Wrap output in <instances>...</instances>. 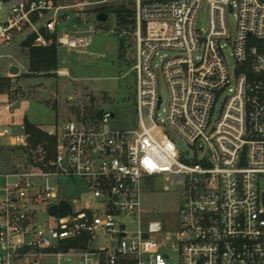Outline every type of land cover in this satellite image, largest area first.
Here are the masks:
<instances>
[{"label": "built area", "instance_id": "1", "mask_svg": "<svg viewBox=\"0 0 264 264\" xmlns=\"http://www.w3.org/2000/svg\"><path fill=\"white\" fill-rule=\"evenodd\" d=\"M130 1L123 36L135 48L140 127L114 129L113 114L81 111L40 128L46 139L34 144L25 125L17 135L0 126V150L19 154L0 170V264H171L172 256L175 264H264V0ZM77 9L64 29L70 12L58 0H0V46L33 38L34 48H47L56 36L58 48L85 50L99 14L90 23L91 13ZM204 9L206 29L198 24ZM64 180L73 196L61 190ZM172 181L182 188L175 255L156 240L166 225L146 210L147 194L168 192L163 183ZM62 202L72 209L66 217ZM40 210L55 224L40 221Z\"/></svg>", "mask_w": 264, "mask_h": 264}, {"label": "rangeland", "instance_id": "2", "mask_svg": "<svg viewBox=\"0 0 264 264\" xmlns=\"http://www.w3.org/2000/svg\"><path fill=\"white\" fill-rule=\"evenodd\" d=\"M58 5L67 7L66 11L70 12V18L65 23L64 29H68L74 21L76 22L77 16L75 17L73 13L78 11L80 5L91 13L90 23L95 22L93 14L99 9H120L125 6L126 11L133 12L135 7L134 2L130 0H58ZM129 17L128 13L122 12L110 15L106 23L99 22L93 43L85 50L73 52L59 48L60 69L69 72L68 78L58 77L57 74L50 77H29L28 50L22 46L23 38H17L12 45L0 48V76L7 71L11 62L20 66L21 74V76L9 75L10 88L4 95H0V105L12 104L11 112H5L0 107V126L8 127L14 135L19 133L20 126L25 122L48 130L57 123L74 120L77 112L83 111L89 114V111H92L115 115L116 119L111 123L114 129L138 130L140 125L134 99L135 82L133 74H130L135 48L129 38L123 36L126 28H122V22ZM63 19L65 21L66 18ZM198 24L200 28H207L206 9L202 11ZM228 24L234 31L236 28L234 15L229 16ZM122 39L123 49L120 46ZM226 60L232 68L234 59L230 52L226 53ZM160 95L163 98V108H166L168 94L163 83L160 84ZM223 98L215 107L213 122L219 119ZM171 139L180 153L189 150L187 143L177 134L171 133ZM6 150L1 154L0 163L3 160H11L10 163H13L19 158L18 153H10ZM50 185L58 187L59 184L57 180H51ZM61 186V190L67 195H74L73 184L64 180ZM163 187H167L169 191L164 192L160 189L156 193L147 194L146 210L154 221H161L166 225L167 230L157 235L156 240L164 243L168 251L175 255L181 240V234L177 231V217L182 188L176 186L173 181L164 182ZM44 215L45 212L40 210V221L55 224L54 219ZM95 244L97 248L103 246L102 242ZM175 259L172 256L170 263L175 264Z\"/></svg>", "mask_w": 264, "mask_h": 264}, {"label": "trees", "instance_id": "3", "mask_svg": "<svg viewBox=\"0 0 264 264\" xmlns=\"http://www.w3.org/2000/svg\"><path fill=\"white\" fill-rule=\"evenodd\" d=\"M122 12L128 13L130 16L128 19L122 22V28L129 30L132 25L133 12L126 11L125 6L120 7V9L112 8H103L97 11V14H106L108 17L113 14H121ZM122 29L120 28L119 31ZM51 42L50 46L47 48H34L33 38L28 39L22 46L28 50V59H29V77H50L60 69L59 61V48L56 43V36L49 37ZM11 79L9 78H0V94L6 93L8 88H10ZM89 115H101L102 112H92L89 111ZM27 128V131L33 136V143L43 141L46 139L44 133L40 130L39 127H36L29 122L24 124ZM51 147L49 148V158H54V141L50 140ZM10 153H13V150H6ZM11 161V160H10Z\"/></svg>", "mask_w": 264, "mask_h": 264}, {"label": "water", "instance_id": "4", "mask_svg": "<svg viewBox=\"0 0 264 264\" xmlns=\"http://www.w3.org/2000/svg\"><path fill=\"white\" fill-rule=\"evenodd\" d=\"M108 16L106 14H99L97 16V21L100 23H106L108 21ZM121 49L124 47V40L122 39L120 42ZM10 74L14 76H19L20 69L18 67H12L10 69ZM115 115H113L114 117ZM71 206L66 202H62L59 211L61 212V217H66L71 213ZM56 215V209H53L52 216Z\"/></svg>", "mask_w": 264, "mask_h": 264}, {"label": "crops", "instance_id": "5", "mask_svg": "<svg viewBox=\"0 0 264 264\" xmlns=\"http://www.w3.org/2000/svg\"><path fill=\"white\" fill-rule=\"evenodd\" d=\"M27 41V40H26ZM26 41H22L23 43H22V45L26 42ZM10 45H12V43L11 44H6V45H2V46H0V48H6V47H8V46H10ZM27 50V49H26ZM12 67H18L19 69H20V66L18 65V64H14L13 62H11L9 65H8V67H7V71L2 75V76H0V78H9V75H11L10 74V72H9V70L12 68ZM19 76H21V74H19ZM10 79V78H9ZM1 95V94H0ZM4 95V94H3ZM3 106L4 105H0V107H2L3 108ZM2 152H4V150H1L0 151V157H1V154H2ZM9 163V164H8ZM10 161H7V160H3V162L2 163H0V170L1 171H3V170H6V169H8L9 167H10Z\"/></svg>", "mask_w": 264, "mask_h": 264}]
</instances>
